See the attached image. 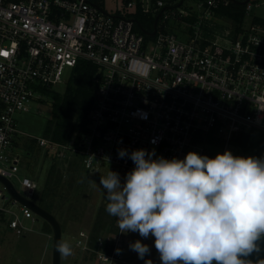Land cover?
<instances>
[{
    "label": "built area",
    "instance_id": "2783aa9c",
    "mask_svg": "<svg viewBox=\"0 0 264 264\" xmlns=\"http://www.w3.org/2000/svg\"><path fill=\"white\" fill-rule=\"evenodd\" d=\"M183 2L124 0L125 13L110 14L101 0H0V176L13 185L18 170L13 150L25 133L15 113L42 99V88L65 85L83 62L94 67L96 85L86 130L77 137L75 128L65 144L26 137L59 158L70 151L86 173L110 168L123 180L134 163L118 156L119 148H154L168 158L189 150L214 156L239 133H264V23L249 14L259 5L243 4L236 31L215 14L229 0ZM137 14L152 18V26L142 28ZM19 183L25 193L13 187L29 199L36 181L22 177ZM0 185V215L22 236L30 231L22 220L38 218ZM112 225V237L102 233L94 246L89 232H78L74 245L94 264L125 263V233L116 217Z\"/></svg>",
    "mask_w": 264,
    "mask_h": 264
},
{
    "label": "clouds",
    "instance_id": "9594fccd",
    "mask_svg": "<svg viewBox=\"0 0 264 264\" xmlns=\"http://www.w3.org/2000/svg\"><path fill=\"white\" fill-rule=\"evenodd\" d=\"M117 154L134 167L123 180L110 168L100 176L106 211L119 232L153 236L160 264H264V154L189 150L168 158L143 147ZM129 247L153 264L147 243ZM56 248L64 256L73 251L63 239Z\"/></svg>",
    "mask_w": 264,
    "mask_h": 264
},
{
    "label": "rangeland",
    "instance_id": "374dc122",
    "mask_svg": "<svg viewBox=\"0 0 264 264\" xmlns=\"http://www.w3.org/2000/svg\"><path fill=\"white\" fill-rule=\"evenodd\" d=\"M195 2L196 0H184L183 4L193 5ZM250 2L252 5H259V7L252 6L249 14L264 20V0H250ZM101 5L110 14L125 13L124 0H101ZM176 34L178 39L185 40L183 35ZM68 71L66 68L65 76H67ZM64 87V84H59L55 89L61 92ZM49 117L50 106L41 99L31 101L28 104V111H17L14 115L17 128L25 133V136L36 137L43 136V130ZM20 137L21 135L16 137L18 144L14 145L13 150L20 157L16 175L11 178L13 185L19 192L25 193V189L20 185L19 180L22 177H29L36 181L37 187L29 199L37 203L42 196L43 186L49 172L52 176H58L59 185L57 189L59 194L55 196V203L60 205V210L54 212V215L62 226V239L68 240L73 249L70 255L61 254V264H94L91 258H88L89 256L74 245V242L78 237L79 230L90 232L98 206L108 203L106 190L99 185V178L106 174L107 169H100L93 174L86 173L78 157L71 155L70 151H66L67 158H59L55 151L46 148L35 147L27 152L23 146L26 141L21 140ZM228 149L233 154L249 155L246 151L232 144H229ZM53 180L55 181V179ZM22 224L30 231L18 236L6 227L4 220L0 217V264H50L51 234L49 243L45 245V237L42 235V231L47 230L44 221L37 219L32 222L29 219H24ZM106 228L103 234L112 237L113 232H106ZM136 239H140L149 245L150 251L145 254V258L151 259L153 264H160L159 253L154 245V237H142L138 232L132 231L123 234L125 263L120 264H144V259L140 258L137 252L129 247V243Z\"/></svg>",
    "mask_w": 264,
    "mask_h": 264
},
{
    "label": "trees",
    "instance_id": "16d2710c",
    "mask_svg": "<svg viewBox=\"0 0 264 264\" xmlns=\"http://www.w3.org/2000/svg\"><path fill=\"white\" fill-rule=\"evenodd\" d=\"M215 14L217 17L229 21L234 30L237 31L244 20V5L228 2L226 6H220ZM135 18L144 29H149L152 26L153 19L150 17L137 14ZM253 21L264 23V20L257 16L253 18ZM93 74L94 67L90 63L83 62L72 68L71 75L61 92L56 89H41L43 93L41 101L45 100L50 106V117L47 119L43 130L44 137H48L57 143L65 144L70 140L75 128L79 130L77 137L86 130L87 116L92 106L96 89L92 79ZM20 138L26 141L23 146L27 149V152L35 147L40 148L34 138L26 136H21ZM208 140L211 143H221V141L212 140L211 137ZM230 143L246 151L249 155L259 156L264 154V133L262 132L251 130L239 133ZM17 144L18 141L15 142V145ZM58 183V176H52L51 172H49L43 186L42 196L37 202L39 206L52 214L60 210V205L58 206L55 203V196L59 194ZM105 206V204H100L96 210L94 222L89 232V243L91 246H94L97 238L106 227L109 226V231L113 232L112 224L115 217L106 211ZM0 217L4 220L3 216L0 215ZM44 225L47 232L51 233L49 226L45 222Z\"/></svg>",
    "mask_w": 264,
    "mask_h": 264
},
{
    "label": "water",
    "instance_id": "95a60500",
    "mask_svg": "<svg viewBox=\"0 0 264 264\" xmlns=\"http://www.w3.org/2000/svg\"><path fill=\"white\" fill-rule=\"evenodd\" d=\"M235 4H245L248 0H229ZM146 35H152V32H145ZM0 183L6 188V191L9 197L15 200L17 203L30 208V210L34 213V215L44 221L50 228L51 231V256H50V264H61V253L56 248V243L59 240H62V227L59 220L56 218L54 214L45 210L37 203L32 200L24 197L22 194L17 192L11 182L6 178L0 176Z\"/></svg>",
    "mask_w": 264,
    "mask_h": 264
},
{
    "label": "crops",
    "instance_id": "0c3cea01",
    "mask_svg": "<svg viewBox=\"0 0 264 264\" xmlns=\"http://www.w3.org/2000/svg\"><path fill=\"white\" fill-rule=\"evenodd\" d=\"M129 232H130V231H129ZM50 234H51V233H48V232L45 231V230L42 231V235H44V237H45V245H46L47 243H49V240H50Z\"/></svg>",
    "mask_w": 264,
    "mask_h": 264
}]
</instances>
